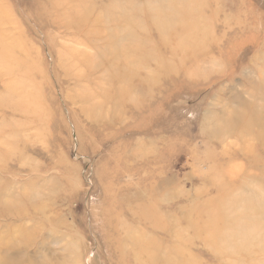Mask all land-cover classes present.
Here are the masks:
<instances>
[{"label":"rangeland","instance_id":"1","mask_svg":"<svg viewBox=\"0 0 264 264\" xmlns=\"http://www.w3.org/2000/svg\"><path fill=\"white\" fill-rule=\"evenodd\" d=\"M0 264H264V0H0Z\"/></svg>","mask_w":264,"mask_h":264}]
</instances>
